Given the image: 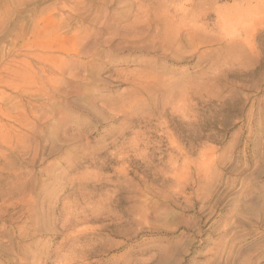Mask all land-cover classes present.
Here are the masks:
<instances>
[{"label":"rangeland","instance_id":"obj_1","mask_svg":"<svg viewBox=\"0 0 264 264\" xmlns=\"http://www.w3.org/2000/svg\"><path fill=\"white\" fill-rule=\"evenodd\" d=\"M0 264H264V0H0Z\"/></svg>","mask_w":264,"mask_h":264},{"label":"bare ground","instance_id":"obj_2","mask_svg":"<svg viewBox=\"0 0 264 264\" xmlns=\"http://www.w3.org/2000/svg\"><path fill=\"white\" fill-rule=\"evenodd\" d=\"M174 9H175V8H174ZM178 10H179V9H178ZM175 11H176V10H175ZM141 12H142V11H141ZM174 19H175V18H174ZM135 20H136V19H135ZM143 21H144V20H143ZM175 22H176V21H175ZM181 22H182V21H181ZM142 24H143V23H142ZM130 25H131V24H130ZM143 25H144V24H143ZM165 25H166V24H165ZM169 25H170V23H169ZM177 25H178V24H176V26H177ZM166 26H167V25H166ZM170 26H174V25H170ZM170 26H167V27H170ZM184 27H185V26H184ZM185 28H186V27H185ZM187 28H188V27H187ZM134 29H135V27H134ZM136 29H137V28H136ZM162 30L164 31V29H162ZM165 30H167V29H165ZM171 30H172V29H171ZM171 30H170V32H171ZM197 30H198V28H197ZM146 31H147V30H146ZM167 31H168V30H167ZM141 32H142V31H141ZM144 32H145V31H144ZM159 32H160V30H159ZM177 32H178V31H177ZM185 32H186V31H185ZM136 33H137V32H136ZM136 33H135V34H136ZM138 33H140V32H138ZM157 33H158V32H157ZM163 33H164V32H163ZM167 33H168V32H167ZM167 33H166V34H167ZM175 33H176V32H175ZM175 33H174V34H175ZM135 34H134V36H135ZM160 34H161V33H160ZM166 34H164V37L166 36ZM168 34H169V33H168ZM168 34H167V36L169 37V35H170L171 33H170L169 35H168ZM188 34H189V33H188ZM195 34H196V31H195ZM198 34H200V31H198ZM129 35H133V34H130V33H129ZM142 35H143V33H142ZM142 35H141V36H142ZM156 35H157V34H156ZM156 35H155V36H156ZM158 35H159V34H158ZM178 35H179V34H178ZM183 35H184V34H183ZM44 36H45V35H44ZM49 36H50V35H49ZM58 36H59V35H58ZM73 36H74V35H73ZM127 36H128V34H127ZM134 36H133V37H132V36H129V37L134 38ZM137 36H139V35L137 34ZM162 36H163V35H162ZM170 36H171V35H170ZM194 36H195V35H194ZM196 36H198V35L196 34ZM196 36H195V37H196ZM199 36H200V35H199ZM50 37H51V36H50ZM121 37H122V36H121ZM123 37H124V36H123ZM135 37H136V36H135ZM159 37H160V36H159ZM172 37H173V36H171V38H172ZM176 37H177V34H176V36H175L174 38L176 39ZM179 37H180V36H179ZM57 38H58V37H57ZM64 38H65V37H64ZM136 38H137V37H136ZM136 38H135V40H136ZM169 38H170V37H169ZM171 38H170V39H171ZM42 39H43V38H42ZM49 39H50V38H49ZM51 39L54 40L53 38H51ZM69 39H71V38H69ZM69 39L67 38L66 41L69 40ZM120 39H121V38H120ZM122 39H123V38H122ZM124 39H125V38H124ZM126 39H127V38H126ZM158 39H159V38H158ZM161 39H163V38H161ZM161 39H160V40H161ZM164 39H165V38H164ZM197 39H198V38H197ZM197 39H196V40H197ZM199 39H200V38H199ZM199 39H198V40H199ZM45 40H46V39H45ZM45 40H43V41H44V42H47V41H45ZM75 40H76V39H75ZM75 40H73V41H75ZM131 40H132V39H131ZM133 40H134V39H133ZM154 40H156V39H154ZM198 40H197V42H198ZM200 40H201V39H200ZM168 41H169V40H168ZM53 42H54V41H53ZM53 42H50V43L52 44ZM63 42H64V41H63ZM110 42H111V41H110ZM157 42H159V41H157ZM157 42H156V43H157ZM160 42H161V41H160ZM163 42H164V41H163ZM163 42H162V44H163ZM165 42H167V41H165ZM197 42H196V43H197ZM55 43H56V42H55ZM66 43H67V42H66ZM154 43H155V41H154ZM154 43H153V44H154ZM199 43H200V41H199ZM199 43H197V44H199ZM42 44H44V43L42 42ZM48 44H49V42H48ZM48 44H46V45L48 46ZM64 44H65V43H64ZM67 44H68V43H67ZM96 44H97V43H96ZM96 44H95V46H96ZM49 45H50V44H49ZM80 45H81V44H80ZM80 45H79V46H80ZM97 45H98V44H97ZM155 45H156V44H155ZM158 45L160 46V44H158ZM164 45H165V43H164L162 46H164ZM200 45H201V43H200ZM200 45H199V46H200ZM43 46H44V45H43ZM52 46H53V45H52ZM54 46H55V45H54ZM95 46H94V47H95ZM156 46H157V45H156ZM170 46H171V45H170ZM197 46H198V45H197ZM44 47H45V46H44ZM157 47H158V46H157ZM168 47H169V46H168ZM42 48H43V47H42ZM51 48H53V47H51ZM51 48H50V49H51ZM96 48H97V47H96ZM134 48H135V47H133V49H134ZM159 48H160V47H159ZM162 48H163V47H162ZM44 49H45V48H44ZM44 49H43V50H44ZM48 49H49V48H48ZM59 49H61V48H59ZM64 49L66 50V48H64ZM118 49H119V48H118ZM57 50H58V49H57ZM65 50H64V51H65ZM89 50H90V49H89ZM131 50H132V49H131ZM196 50H197V49H196ZM76 51H77V50H76ZM76 51H74V53H75ZM90 51H91V50H90ZM90 51H89V52H90ZM94 51H95V50H94ZM94 51H93V49H92V52H94ZM161 51H162V50H161ZM65 52H66V51H65ZM65 52H64V53H65ZM79 52H80V49H79ZM163 52H164V51H163ZM50 53H51V52H50ZM74 53H72V54H74ZM98 53H99V52H98ZM72 54H70V55H72ZM77 54H78V53H77ZM80 54L83 55L82 52H80ZM80 54H78V55H76V56H79ZM85 54H87L88 56H90V55L88 54V52H87V53L85 52ZM91 55L93 56L92 53H91ZM65 56H66V55H65ZM85 56H86V55H85ZM88 56H87V57H88ZM51 58H52L51 56H49V57H45L44 60H49V59L51 60ZM72 58H73V57H72ZM72 58H70V59H72ZM78 58H79V57H78ZM56 59H57V58H56ZM56 59H54V60L56 61ZM62 59H63V58H62ZM73 59H75V57H74ZM73 59H72V60H73ZM80 59H81V58H80ZM63 60H65V59H63ZM63 60H62V61H63ZM76 60H77V59H76ZM89 60H90V59H89ZM89 60H88V61H89ZM68 61L70 62V60H68ZM74 61H75V60H74ZM78 61H79V60H78ZM88 61H87L86 63H88ZM53 62H54V61H53ZM64 62H65V61H64ZM82 62H83V60H82ZM82 62H81V63H82ZM84 62H85V61H84ZM84 62H83V63H84ZM60 63H61V62H60ZM66 63H67V62H66ZM66 63H65V64H66ZM73 63H74V62H73ZM54 64H56V63L54 62ZM57 64H58V63H57ZM57 64L55 65L56 67H58ZM69 64H70V63H68V65H69ZM78 64L81 65L79 62H78ZM43 65H44V64H43ZM50 65H52V64L50 63ZM66 65H67V64H66ZM85 65H86V64H85ZM47 66H48V64H47ZM56 67H54V68H56ZM70 67H71V66H70ZM77 67H78V66H77ZM81 67H82V66H81ZM47 68H48V67H47ZM50 68H51V67H50ZM58 68H59V67H58ZM58 68H56L57 71L60 70L61 67H60L59 69H58ZM65 68H66V67H65ZM75 68H76V67H75ZM84 68H85V67H84ZM62 69L64 70V67L61 68V73L63 74V72L65 73L66 71H62ZM73 69H74V67H73ZM42 70H43V68H42ZM44 70H45V69H44ZM46 70H49V68L46 69ZM75 70H76V69H75ZM57 71H56V72H57ZM58 72H59V71H58ZM43 73H44V71H43ZM43 73H42V74H43ZM45 73H46V72H45ZM51 73H52V72H51ZM54 73H55V72H54ZM59 73H60V72H59ZM70 74H71V73H70ZM73 74H74V76H75V75L78 74V72H77V74H75V72H74V73L72 72V75H73ZM45 75H46V74H45ZM46 76H47V75H46ZM55 76H56V75H55ZM83 76H84V75H83ZM88 76H90V75H88ZM56 77H57V76H56ZM107 77H108V76H107ZM110 77H111V76H110ZM73 78H76V76L73 77ZM78 78H79V74H78ZM84 78H85V77H84ZM86 78H87V76H86ZM86 78H85V79H86ZM141 78H142V77H141ZM143 78H144V77H143ZM143 78H142V79H143ZM43 79H45V78H43ZM47 79H49V76L47 77ZM57 79H58V78H56V80H57ZM80 79H81V75H80ZM106 79H107V78H106ZM108 79H109V78H108ZM108 79H107V80H108ZM114 79H115V78H114ZM54 80H55V79H54ZM104 80H105V79H104ZM115 80H116V79H115ZM43 81H44V80H43ZM50 81H51V80H49V82H47V83L50 84ZM80 81H82V80H80ZM84 81H85V80H84ZM86 81H87V80H86ZM98 81H99V80H98ZM116 81H118V80H116ZM44 82H46V81H44ZM55 82H56V81H55ZM105 82H106V81H105ZM130 83H131V82H130ZM52 84H53V83H52ZM54 84H55V83H54ZM54 84H53V85H54ZM45 85H46V84H45ZM53 85H52V86H53ZM46 86H47V85H46ZM50 87H51V86H50ZM43 88H44V87H43ZM51 88H52V87H51ZM44 89H45V88H44ZM50 92H51V90H50ZM52 92H53V91H52ZM46 93H47V92H46Z\"/></svg>","mask_w":264,"mask_h":264}]
</instances>
